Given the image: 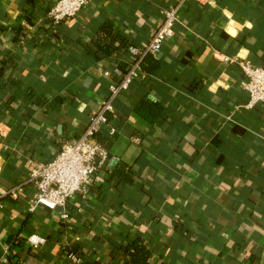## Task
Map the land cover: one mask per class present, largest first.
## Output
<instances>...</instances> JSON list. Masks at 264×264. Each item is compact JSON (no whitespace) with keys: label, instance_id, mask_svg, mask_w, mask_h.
Here are the masks:
<instances>
[{"label":"crops","instance_id":"1","mask_svg":"<svg viewBox=\"0 0 264 264\" xmlns=\"http://www.w3.org/2000/svg\"><path fill=\"white\" fill-rule=\"evenodd\" d=\"M57 1L0 0V264H74L71 254L125 264L136 239L148 264H264V106L242 108L245 77L222 61L264 67V0L187 2L175 37L113 101L118 132L68 220L60 208L29 211L31 163L83 135L129 71L128 50L177 0H90L54 27ZM142 102L154 121L137 112ZM117 167L130 182L113 177Z\"/></svg>","mask_w":264,"mask_h":264},{"label":"built area","instance_id":"2","mask_svg":"<svg viewBox=\"0 0 264 264\" xmlns=\"http://www.w3.org/2000/svg\"><path fill=\"white\" fill-rule=\"evenodd\" d=\"M189 0H177L173 6L165 8L161 15L162 21L156 31L150 36L143 47H131L129 54L131 66L125 77L115 84L108 99L100 110L92 115L87 129L77 141L63 147L53 161L46 164L31 163L30 178L35 182L37 193L30 201L29 211L35 212L39 207L63 209V220H68L67 207L76 195H86L92 180L108 158L105 147L96 141L98 135L115 136L117 129L109 125L107 114L113 111V101L127 91L131 83L139 77L141 61L148 55H157L164 44L176 35V24L181 10ZM90 0H58L48 11L47 17L54 25H60L75 20L89 5ZM222 61L239 67L245 77L243 84L249 100L242 107L253 110L264 106V67H255L237 57L223 56ZM13 196L17 194L12 192ZM30 245L37 249L44 245L45 240L33 236ZM74 264L82 261L74 255L69 256Z\"/></svg>","mask_w":264,"mask_h":264},{"label":"trees","instance_id":"3","mask_svg":"<svg viewBox=\"0 0 264 264\" xmlns=\"http://www.w3.org/2000/svg\"><path fill=\"white\" fill-rule=\"evenodd\" d=\"M46 19L49 23L52 24L54 27H58L59 25H54L52 21L48 19L46 16ZM61 25V24H60ZM129 51V50H128ZM153 60V55L146 56L140 64V67L142 70H145V67L149 61ZM155 65V63H154ZM131 66V63H130ZM142 106V107H141ZM141 107V108H140ZM140 107L137 108V112L144 116L145 118L154 121L156 118V112L155 109H153L151 106H148L147 103L142 102ZM257 108V107H256ZM161 112V110L159 109ZM112 113V112H110ZM107 114V117L109 119V114ZM110 120V119H109ZM114 137H109L108 134L98 135L96 137V141H98L100 144L104 146H108L112 142V139ZM124 169L122 167H117L116 170L113 173V177H117V179H123V181L130 182V178L123 172ZM123 255L125 258V264H148L150 260V252L142 245L141 241L139 239H136L129 243L123 250ZM85 264H96V263H85Z\"/></svg>","mask_w":264,"mask_h":264}]
</instances>
